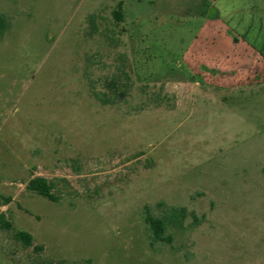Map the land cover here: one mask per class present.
I'll use <instances>...</instances> for the list:
<instances>
[{
	"label": "rangeland",
	"instance_id": "rangeland-1",
	"mask_svg": "<svg viewBox=\"0 0 264 264\" xmlns=\"http://www.w3.org/2000/svg\"><path fill=\"white\" fill-rule=\"evenodd\" d=\"M0 14V264H264V0ZM38 176L57 202L26 191ZM160 202L205 218L151 247Z\"/></svg>",
	"mask_w": 264,
	"mask_h": 264
},
{
	"label": "trees",
	"instance_id": "trees-1",
	"mask_svg": "<svg viewBox=\"0 0 264 264\" xmlns=\"http://www.w3.org/2000/svg\"><path fill=\"white\" fill-rule=\"evenodd\" d=\"M114 15L117 20H121L120 11H115ZM11 28L8 18L0 14V40L4 34ZM54 184L43 177L31 178L25 186L26 191L36 194L48 201L57 202L58 197L53 194ZM143 221L149 231V245L152 247L156 244L171 245L173 241L169 231L183 232L186 228H195L202 223L204 216H192L189 225H185V221L189 216L187 209L182 206H171L164 202H160L154 206L145 205L142 210ZM0 229L10 230L11 225L4 219V215L0 214ZM14 239L22 243L25 248L32 246L33 239L30 234L24 231H16L13 235Z\"/></svg>",
	"mask_w": 264,
	"mask_h": 264
}]
</instances>
